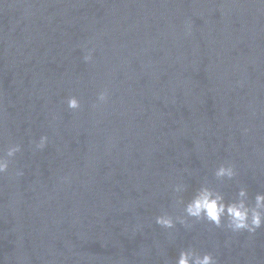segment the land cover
<instances>
[{"label":"water","instance_id":"95a60500","mask_svg":"<svg viewBox=\"0 0 264 264\" xmlns=\"http://www.w3.org/2000/svg\"><path fill=\"white\" fill-rule=\"evenodd\" d=\"M16 143L0 264H174L189 247L264 264V227L155 224L182 213L177 183L185 201L205 179L226 202L264 192V0H0V152ZM225 162L237 175L217 181Z\"/></svg>","mask_w":264,"mask_h":264},{"label":"clouds","instance_id":"9594fccd","mask_svg":"<svg viewBox=\"0 0 264 264\" xmlns=\"http://www.w3.org/2000/svg\"><path fill=\"white\" fill-rule=\"evenodd\" d=\"M85 62L92 59L91 51L83 57ZM107 98V92L101 91L97 94V103H103ZM67 109L78 111L81 107L80 101L75 96L66 99ZM48 143V137L41 135L34 143V150L43 149ZM21 151V145L9 144L6 150L0 152V174H4L9 169V164ZM23 171L17 170L15 176H22ZM237 172L230 162L219 164L213 171V176L217 181L233 180ZM187 185L177 183L172 186L175 196V204L183 205L180 215H170L162 212L155 217V224L163 229H174L177 224L186 230L192 228L193 221H207L217 228L225 229L237 233H255L264 227V192H257L254 197L249 198L248 190L245 186H239L235 197L225 201L224 195L210 185L207 179L196 187L190 199H182V194L186 191ZM171 235V233H170ZM174 264H217L216 258L208 252L199 253L191 247L181 249L175 258Z\"/></svg>","mask_w":264,"mask_h":264}]
</instances>
